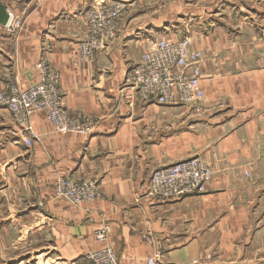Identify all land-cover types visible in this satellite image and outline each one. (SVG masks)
Returning a JSON list of instances; mask_svg holds the SVG:
<instances>
[{"label": "crops", "instance_id": "0c3cea01", "mask_svg": "<svg viewBox=\"0 0 264 264\" xmlns=\"http://www.w3.org/2000/svg\"><path fill=\"white\" fill-rule=\"evenodd\" d=\"M118 1L132 6L117 37L83 60L86 11ZM0 2L11 24L22 20L15 31L0 24V91L34 87L44 59L59 74L68 114L93 122L90 133L60 134L35 114L29 147L0 106V264H88L85 256L106 244L120 264L156 255L159 264L264 263V34L256 53L244 52L214 0ZM160 38H190L207 54L199 107L160 106L124 85ZM194 156L213 169L203 193L167 201L148 194L155 170ZM62 177L95 180L99 198H56Z\"/></svg>", "mask_w": 264, "mask_h": 264}, {"label": "built area", "instance_id": "2783aa9c", "mask_svg": "<svg viewBox=\"0 0 264 264\" xmlns=\"http://www.w3.org/2000/svg\"><path fill=\"white\" fill-rule=\"evenodd\" d=\"M131 6L118 1L86 11L87 35L79 44V54L83 60H90L115 40L120 23ZM7 28L20 30L22 20L17 19L13 24L10 20ZM204 60V52L195 49L190 38L175 41L160 38L152 42L132 66L124 85L136 91L142 100L160 106L178 104L199 107L205 97L201 86ZM38 68L41 78L34 87L21 90L16 85H10L7 91H0V106L11 112L14 121L25 133V144L29 147L32 145L35 135L31 118L40 113L46 116L57 133L92 132L91 120L73 118L66 111L59 74L44 59L40 60ZM212 177L211 165L194 156L155 170L149 180L148 194L160 200H179L203 193ZM54 195L79 204L98 199L100 193L95 180L75 181L62 177L54 183ZM107 237L108 226L95 232V238L100 242H105ZM158 257L149 258L147 264H159ZM85 260L91 264H120L114 250L107 244L98 251L88 253Z\"/></svg>", "mask_w": 264, "mask_h": 264}, {"label": "rangeland", "instance_id": "374dc122", "mask_svg": "<svg viewBox=\"0 0 264 264\" xmlns=\"http://www.w3.org/2000/svg\"><path fill=\"white\" fill-rule=\"evenodd\" d=\"M214 4L222 10L223 19L231 17V24L233 25L231 30L233 33L230 36L233 39L242 37L240 40L235 41L242 43L243 51L248 50L249 54L251 51L256 53L257 39L264 34V29L261 27L264 25V0H214ZM251 23L259 25H254L253 28ZM262 48H264V44ZM207 59L206 54L205 60ZM251 65L254 66V63H251ZM86 262L91 264L88 261Z\"/></svg>", "mask_w": 264, "mask_h": 264}, {"label": "water", "instance_id": "95a60500", "mask_svg": "<svg viewBox=\"0 0 264 264\" xmlns=\"http://www.w3.org/2000/svg\"><path fill=\"white\" fill-rule=\"evenodd\" d=\"M10 13L8 12L6 6L0 2V24L7 26L10 22Z\"/></svg>", "mask_w": 264, "mask_h": 264}]
</instances>
